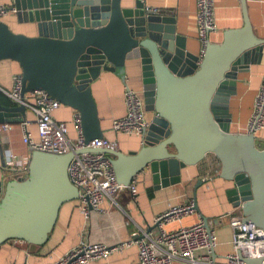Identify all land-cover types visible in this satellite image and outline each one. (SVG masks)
Instances as JSON below:
<instances>
[{"label": "water", "instance_id": "95a60500", "mask_svg": "<svg viewBox=\"0 0 264 264\" xmlns=\"http://www.w3.org/2000/svg\"><path fill=\"white\" fill-rule=\"evenodd\" d=\"M9 1L18 23L37 28V36L27 37L0 21V62L18 64L22 99L43 90L77 114L86 143L102 139L92 85L102 73L125 81L126 65L133 62L150 116L140 148L127 154L117 148L89 152L110 158L119 185L127 188L147 171L155 189L180 183L183 169L212 155L218 177L231 184L225 191L228 202L242 222L264 231V148L253 134L230 130L238 75L260 64L264 48V40L253 33L247 0H238L242 27L225 30L220 43L208 40L201 58L187 50L175 18L146 10L144 0ZM25 113L23 105L0 103V124L22 122ZM82 152L33 150L23 179L0 182V246L11 240L35 247L47 243L62 205L78 199L67 168ZM203 184L199 179L194 186L196 211V191Z\"/></svg>", "mask_w": 264, "mask_h": 264}, {"label": "crops", "instance_id": "0c3cea01", "mask_svg": "<svg viewBox=\"0 0 264 264\" xmlns=\"http://www.w3.org/2000/svg\"><path fill=\"white\" fill-rule=\"evenodd\" d=\"M131 4L132 0H128ZM0 3L12 7L9 0H0ZM146 7L159 9L176 20L177 33L186 39L187 50L195 55L199 54L200 41L196 24L195 0H144ZM247 13L253 33L264 40V0H247ZM214 17L217 30L209 35V41L220 43L225 30L238 29L243 25L242 12L238 0H214ZM9 29L27 37L37 36L36 25L18 23L13 12L7 13L2 20ZM133 62H128L125 69V81L112 73H102L99 80L92 85V94L97 105L103 137L115 143L117 149L123 153L137 151L141 140L137 136H127L111 130V122L125 115L124 87L141 94L140 70ZM20 75V68L13 61L0 62V88L10 89L13 76ZM264 75V48L261 62L250 66L248 71L238 75L236 93L230 98L229 112L231 115L230 130L245 133L250 115L253 112L255 97L260 89ZM6 97L0 93V103H6ZM8 101V100H7ZM76 113L69 108L61 107L53 118L57 122H65L69 126V138L74 139L76 134L72 126ZM146 120L150 116L145 114ZM24 120L29 123L27 132L30 138L37 140V131L34 115L26 111ZM11 126L9 131L0 130V182L23 179L27 174V166L31 155V148L24 142V132L21 122L5 123ZM256 144L264 148V128L255 135ZM16 158L12 165L8 154ZM219 163L208 155L204 161L181 171V182L166 188L155 189L147 171L135 177L137 198L131 199L128 189L120 192L117 198L118 207H110L105 201L102 207L107 210L103 216L91 214L84 219L78 210L77 201L62 205L57 221L43 247H35L15 240L7 241L0 246V264H50L71 249L89 242H101L108 245L128 241L135 231L157 233L154 220L169 208L193 201L194 186L199 179L204 181L196 191L197 214L182 218L166 225V231H172L182 226H188L199 220L200 217L212 222L218 238L216 259L230 252L231 229L223 221L214 224L222 216L235 213L225 195L231 184L218 177ZM91 264H138V251L135 245L121 253H112L107 259ZM177 264V263H175Z\"/></svg>", "mask_w": 264, "mask_h": 264}, {"label": "built area", "instance_id": "2783aa9c", "mask_svg": "<svg viewBox=\"0 0 264 264\" xmlns=\"http://www.w3.org/2000/svg\"><path fill=\"white\" fill-rule=\"evenodd\" d=\"M195 3L196 24L201 45L198 56L201 58L209 35L216 32L217 26L214 17V0H195ZM146 10L154 14L162 13L155 8L146 7ZM9 12L14 13V8L0 3V21ZM0 93L15 105H23L26 111L34 115L37 140L33 141L27 132L29 123L25 120L21 122L24 142L29 144L31 151L55 155L83 151L72 158L67 173L71 184L78 190V210L84 219H89L91 214L105 215L107 210L102 207L105 201L110 207H118L117 198L124 189H128L133 201L136 200L135 181L133 180L127 188L119 185L110 158L102 153L89 152L97 149H114L116 148L114 142L102 138L86 143L81 134L77 114L72 121L76 136L70 139L67 123L57 122L53 118L54 113L62 105L57 100L51 99L43 90L30 91L22 99L20 75L13 76L11 88H0ZM123 99L125 115L111 122V130L121 135L140 138L149 126V121L145 118L142 96L125 85ZM263 128L264 75L245 133L255 135ZM10 129L9 124H0L1 131ZM8 156L9 162L6 165L10 166L16 157L12 153ZM195 214L197 212L193 201L173 206L154 220L156 234L139 230L135 231L128 241L114 245L101 242L81 244L50 264H91L107 259L112 253H121L133 245L137 247L138 264H249V261H260L259 264H264V231L252 223L242 222L239 213H229L218 219L225 221L231 229L230 252L224 255L222 260L216 259L219 243L215 230L213 227H208L199 215V220L193 224L172 231L165 230L169 223Z\"/></svg>", "mask_w": 264, "mask_h": 264}, {"label": "trees", "instance_id": "16d2710c", "mask_svg": "<svg viewBox=\"0 0 264 264\" xmlns=\"http://www.w3.org/2000/svg\"><path fill=\"white\" fill-rule=\"evenodd\" d=\"M6 99H7V98H6ZM7 100H8V99H7ZM7 100H6L7 105H9V106H15L14 103H12L10 100H8V101H7Z\"/></svg>", "mask_w": 264, "mask_h": 264}]
</instances>
